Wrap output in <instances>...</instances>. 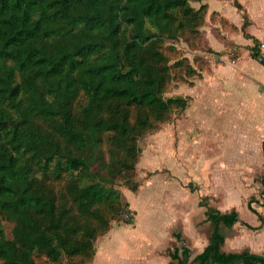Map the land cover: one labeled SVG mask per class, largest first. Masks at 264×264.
<instances>
[{"label":"trees","instance_id":"obj_1","mask_svg":"<svg viewBox=\"0 0 264 264\" xmlns=\"http://www.w3.org/2000/svg\"><path fill=\"white\" fill-rule=\"evenodd\" d=\"M204 7L188 0H0V264H35L38 254L52 261L84 255L90 263L93 242L111 220L122 214L132 223L121 192L91 170L99 159L89 160L91 146L106 136L111 169L134 170L139 139L173 108L186 109V98L161 95L170 67L160 41L195 32ZM242 18L244 29L245 12ZM258 44L253 39L250 55L264 65ZM99 165L107 168L102 159ZM61 175L75 209L59 204ZM256 178L264 186V174ZM138 187L134 181L129 189ZM199 205L212 225L209 243L192 259L189 248L174 247L168 264H264V253L221 251V226L236 223L237 210ZM247 207L257 213L250 201ZM2 219L13 224L11 238Z\"/></svg>","mask_w":264,"mask_h":264},{"label":"rangeland","instance_id":"obj_2","mask_svg":"<svg viewBox=\"0 0 264 264\" xmlns=\"http://www.w3.org/2000/svg\"><path fill=\"white\" fill-rule=\"evenodd\" d=\"M188 2L196 10L205 5L203 12L209 13L203 23L195 32L181 31L174 39L160 41L170 67L161 95L164 99L186 98V109L173 108L167 121L139 139L140 152L134 170L111 169L116 159L110 156L106 136L100 146L95 143L91 146L89 160L99 158L93 160L91 170L110 180L106 185L121 192V202H128L129 211L132 210L128 213L132 223L125 224L122 214L111 220L110 230L93 242L95 254L90 263L84 255L72 258L63 255L52 261L38 254L35 264H161L162 256H168L174 247L194 250L202 245H194L196 242L186 235L190 227L181 224L183 214L195 219L203 235L210 234L204 216L196 214L199 202L221 211L235 209L245 218L250 217L246 210L248 201L255 208L264 206V186L256 181L260 180L257 176L264 174V96L250 79H244L247 73L244 63L249 60L242 56L246 40L241 31L229 25L234 20L232 12H253L257 30V12H264V0ZM258 43L264 50V43ZM235 55L241 61L239 68L232 70L236 76L226 97L218 94L220 87L218 91L205 93L209 89L194 86L206 75L203 70L208 64L213 71L219 60ZM200 70L203 72L199 73ZM101 159L107 163L106 169H101ZM134 181L139 185L136 193L129 189ZM67 182L68 177L61 175L55 191L60 205L75 209L64 189ZM116 206L111 209L121 210ZM105 209L101 208L107 216L110 213ZM1 223L6 237L11 238L13 224L4 219ZM222 232L228 231L223 227Z\"/></svg>","mask_w":264,"mask_h":264},{"label":"crops","instance_id":"obj_3","mask_svg":"<svg viewBox=\"0 0 264 264\" xmlns=\"http://www.w3.org/2000/svg\"><path fill=\"white\" fill-rule=\"evenodd\" d=\"M208 13L209 12H207V14ZM245 13L247 15L248 24H246L244 29H242V24L244 21L242 18V12H232V16L234 20L232 19L233 21L232 23L229 21V25L233 27L235 30L241 31L242 37L246 40V44H245L246 50L244 51L245 53L242 56L243 57L246 56L249 60L244 63L245 64L244 68H246L245 71L247 72L245 73L246 75H248V76L244 75V79H250V82L253 85L258 86V90H260L259 93L263 94L264 96V65L259 63L257 60L253 59L250 55V47L253 45V39H256L258 42L264 43V12H257L258 31L255 30L254 27L255 20H253L252 17L253 12H245ZM219 16H224V15L221 14ZM218 23H221L220 19ZM244 33L248 34L251 37L249 38L245 37ZM219 61L221 62L217 63V66H215L214 64L213 71L211 68L212 73L207 72L205 73L206 75L203 74V76L199 78V81L195 82L194 86L209 89L207 91H204L205 93H211V91L212 92L218 91V88L220 87V92H218V94L221 96L223 94L226 97L228 92L227 89L230 85H232V78L233 77L235 78L236 76L235 73H232V70L236 67L239 68L240 65L239 63L241 61V58L239 56L236 57L235 55L230 59L226 60L225 58H222ZM240 72L243 73V71L237 70V73ZM261 131L262 130H260V132ZM248 202L246 203V210L248 211V213H250L249 218L243 217L241 212L237 211L241 222L236 221V223H234L231 227H227L224 225L221 226L222 228L224 227L228 231L226 234H224V242L220 246L221 251L228 253V252H241L247 250L254 254L264 253V212H262V209L264 210V206H262L260 203L259 205H261L260 208L262 209L255 208L252 206L257 212V213H253L247 207ZM197 206L200 210V211L198 210L199 213L197 211L196 213L197 216H199V214H202L204 216V208L202 206H199L198 204ZM221 212H229V211H221ZM258 215L262 217V220H259ZM182 217H183V221L181 222V224L183 223L184 227L187 228L190 227L189 233L186 229V233H188L186 235L191 240L193 239L192 240L193 242H196L194 245L202 244L201 246H199V248L195 246V248H193L194 250L189 249L191 252L190 258L192 259L196 254L200 253L204 249V247L209 243V237L212 231V225L209 221L205 220L206 226H210L211 230H210V234L203 235V233L197 229V225H196L197 222L195 221V219L192 218L193 220H190L191 216L187 214L186 215L183 214ZM244 224H247L248 226ZM206 236L208 239L205 241ZM162 257H164V260L161 262V264H168L170 261H172L169 255Z\"/></svg>","mask_w":264,"mask_h":264},{"label":"built area","instance_id":"obj_4","mask_svg":"<svg viewBox=\"0 0 264 264\" xmlns=\"http://www.w3.org/2000/svg\"><path fill=\"white\" fill-rule=\"evenodd\" d=\"M262 46V45H261ZM261 46H260V59L262 60V61H264V50H262V48H261Z\"/></svg>","mask_w":264,"mask_h":264},{"label":"water","instance_id":"obj_5","mask_svg":"<svg viewBox=\"0 0 264 264\" xmlns=\"http://www.w3.org/2000/svg\"><path fill=\"white\" fill-rule=\"evenodd\" d=\"M237 222H241V220H240L239 216H237Z\"/></svg>","mask_w":264,"mask_h":264}]
</instances>
